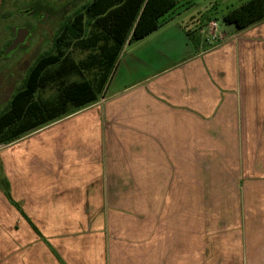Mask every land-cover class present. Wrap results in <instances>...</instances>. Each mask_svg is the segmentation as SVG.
<instances>
[{
	"label": "crops",
	"instance_id": "crops-1",
	"mask_svg": "<svg viewBox=\"0 0 264 264\" xmlns=\"http://www.w3.org/2000/svg\"><path fill=\"white\" fill-rule=\"evenodd\" d=\"M175 8L96 102L0 144V264H214L216 237L222 262L264 264V21L198 51ZM215 134L239 170L225 206L200 208Z\"/></svg>",
	"mask_w": 264,
	"mask_h": 264
},
{
	"label": "trees",
	"instance_id": "trees-1",
	"mask_svg": "<svg viewBox=\"0 0 264 264\" xmlns=\"http://www.w3.org/2000/svg\"><path fill=\"white\" fill-rule=\"evenodd\" d=\"M179 0H93L59 28L53 51H45L30 67L23 85L0 111V144L56 121L98 100L127 42L138 41L160 28ZM84 11V12H83ZM224 22L243 30L264 21V0H247L223 15ZM201 30H187L199 51ZM85 51L75 62L66 49ZM73 74L82 79L67 82ZM49 87L52 98L39 93Z\"/></svg>",
	"mask_w": 264,
	"mask_h": 264
},
{
	"label": "rangeland",
	"instance_id": "rangeland-1",
	"mask_svg": "<svg viewBox=\"0 0 264 264\" xmlns=\"http://www.w3.org/2000/svg\"><path fill=\"white\" fill-rule=\"evenodd\" d=\"M50 1L52 0H49L48 4L46 3L47 6L44 5L43 7L42 5L43 9L40 8L43 10H41V12L45 13V16L40 17L37 21L35 19L31 20V22H34V20L35 22L31 23L33 34L28 41L16 52L9 55L6 60H0V107L4 105L9 98L12 97L13 93L23 85L30 67L38 56L45 51H53V48H51L53 47L52 41L56 33L59 31V22L64 15V12H70L69 17L73 16V13H71L72 7H69L72 0ZM84 1L87 3L90 0H83L82 2ZM245 1L247 0H179L178 6L172 13L176 10L180 11L178 14H183L184 18H188V22H190L192 29L197 28L198 30H201L200 39L203 42L205 41V44L207 43V45H204V48L212 47L221 42L222 36L228 27H235L233 24L224 22L223 15ZM23 22H25V19H23ZM11 24L12 23L8 21L6 27L8 32L11 29ZM65 52L67 55H71L75 62H79L87 57L85 51H79L77 49L68 48ZM78 79H82L81 75L73 74L69 77L67 82ZM56 91L57 90L54 87H49L40 92L38 96L44 99L52 98L55 96ZM46 126L47 125L41 127L39 132L41 133ZM224 145L225 136L222 134L199 136L200 149L213 148V150L199 152L198 196L200 208H221L226 205L227 200L225 199V192L228 190V184L224 181L227 175L238 173L239 161L237 159L238 149L234 154L231 151V158L229 160V153H223ZM229 161L236 166H226ZM7 189H9L8 184ZM229 189H233L232 184L229 186ZM231 203H233V200H231ZM206 215L207 214H203V212L200 213V223H202L203 218L207 217ZM212 217L216 220L222 219L221 215H215ZM209 241L212 250L215 251L216 260L214 264H231L222 262L224 257L221 252V238L218 239L216 237L213 241ZM234 258L237 259L238 257L231 255V259ZM232 264L238 263L232 262Z\"/></svg>",
	"mask_w": 264,
	"mask_h": 264
},
{
	"label": "flooded vegetation",
	"instance_id": "flooded-vegetation-1",
	"mask_svg": "<svg viewBox=\"0 0 264 264\" xmlns=\"http://www.w3.org/2000/svg\"><path fill=\"white\" fill-rule=\"evenodd\" d=\"M48 1L49 0H0V60H6L9 55L16 52L23 44L28 41V39L33 34L31 23H34L35 20L37 21L38 19H40V17L45 16V13H42L41 10L43 9L42 5L43 7L44 5L47 6V4L49 3ZM53 1L54 0L50 2ZM82 1L83 0H72V2L70 3L71 6L69 5V7H72L71 13H73L72 18L77 16L76 13L81 9V7L87 4L85 1ZM69 16L70 12H64V15L61 17V20L59 22V28L62 24L66 23L65 21L69 19ZM23 19H25V22H23ZM33 19H35L34 22H31V20ZM8 21L12 23L9 32L6 29ZM24 28L28 31L24 42L19 44L16 49L8 52L9 47L11 46L16 36L19 34V31H22V29ZM59 33L60 32L56 33L52 41L53 47L51 48H53V50L56 45V39L60 35Z\"/></svg>",
	"mask_w": 264,
	"mask_h": 264
},
{
	"label": "water",
	"instance_id": "water-1",
	"mask_svg": "<svg viewBox=\"0 0 264 264\" xmlns=\"http://www.w3.org/2000/svg\"><path fill=\"white\" fill-rule=\"evenodd\" d=\"M27 34H28V31L25 28L22 29V31H19V34L16 36V38L12 42L11 46L9 47L8 52L16 49L19 44H21L22 42H24Z\"/></svg>",
	"mask_w": 264,
	"mask_h": 264
}]
</instances>
